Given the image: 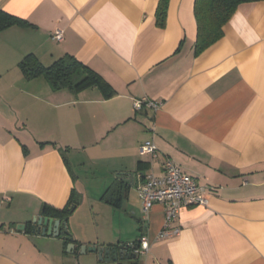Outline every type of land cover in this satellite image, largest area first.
Instances as JSON below:
<instances>
[{"label": "crops", "instance_id": "0c3cea01", "mask_svg": "<svg viewBox=\"0 0 264 264\" xmlns=\"http://www.w3.org/2000/svg\"><path fill=\"white\" fill-rule=\"evenodd\" d=\"M157 2L0 0L2 12L27 22L0 30V264H72L74 240L78 251L142 235L149 250L138 264H264V0L238 6L222 36L197 54L194 0H168L163 27ZM55 29L59 42L50 38ZM29 53L45 66L73 55L114 93L54 91L42 75L25 78L17 64ZM144 97L159 108L135 110ZM148 138L155 156L138 152ZM73 153L82 154L77 165L105 172L111 183L98 196L99 213L136 219L133 239L81 241L70 217L66 244L63 235L30 231L44 206L63 208L72 191L83 196ZM165 158L196 180L208 203L181 208L178 235L161 238L163 208L144 213L136 185L161 175ZM115 184L121 196L105 201Z\"/></svg>", "mask_w": 264, "mask_h": 264}, {"label": "trees", "instance_id": "16d2710c", "mask_svg": "<svg viewBox=\"0 0 264 264\" xmlns=\"http://www.w3.org/2000/svg\"><path fill=\"white\" fill-rule=\"evenodd\" d=\"M261 0H194L193 13L196 23V35L194 42L195 53H199L209 45L217 41L223 34V26L235 12L238 6L244 3L256 2ZM168 0H158L155 8V22L159 27L165 24ZM27 24L24 20L7 14L0 10V30L11 25ZM18 67L25 78H32L42 75L48 82L50 88L54 91L60 89H68L70 91H78L86 87L97 86L107 95H111L112 91L109 84L95 71L87 65L79 62L73 55L64 54L55 59L52 63L45 66L42 65L33 53L26 54L19 62ZM122 187L115 184L107 188L102 198L112 203L111 199L115 194L121 196ZM79 195L72 191L65 206L61 209L44 206L43 216L53 217L61 221H68V218L77 208ZM31 231V223H28ZM67 232H69L67 227ZM65 232L64 243L70 240L71 233ZM67 235V236H66ZM77 252L79 242L74 240ZM137 241L130 244H123L127 254L124 258L131 259V247L136 245ZM131 245V246H130ZM137 257V256H135Z\"/></svg>", "mask_w": 264, "mask_h": 264}, {"label": "built area", "instance_id": "2783aa9c", "mask_svg": "<svg viewBox=\"0 0 264 264\" xmlns=\"http://www.w3.org/2000/svg\"><path fill=\"white\" fill-rule=\"evenodd\" d=\"M50 38L59 42L63 38L61 29H55L50 34ZM159 103L148 98L135 99L133 107L139 110L147 106L154 111L159 108ZM153 136L154 129H150ZM140 155L149 154L155 156L157 148L152 138L146 139L138 147ZM137 196L141 204V210L148 213L150 209L158 204L162 206L164 212L163 223L159 232V237L164 238L170 235H178L179 227L174 225L177 220L179 210L183 207L205 206L208 203L206 192L197 184L196 180L184 173L169 158L163 162L161 175L148 173L140 176L136 185ZM131 246V245H130ZM149 250V240L142 235L137 244L131 247V252L135 256L145 255Z\"/></svg>", "mask_w": 264, "mask_h": 264}, {"label": "rangeland", "instance_id": "374dc122", "mask_svg": "<svg viewBox=\"0 0 264 264\" xmlns=\"http://www.w3.org/2000/svg\"><path fill=\"white\" fill-rule=\"evenodd\" d=\"M76 156L80 157L78 153H73L71 159L75 173L80 177L78 188L82 191L83 196L79 195V204L69 218L71 231L81 241H83V238L95 241L96 236L119 238L122 241L133 239L136 235V219L125 216L121 210L116 211V216L113 218L110 207H107L108 211L99 213L101 211L100 206L103 203H100L98 196L103 192L106 185L111 183L105 178V172L100 169V166H83L81 163L77 165L78 158ZM91 205H93V208ZM103 206L105 205L103 204ZM134 212L137 217H140L136 209ZM71 256L72 264H138L139 257L131 259L118 258L116 261L100 262L99 257L96 260L93 252L83 253L81 250L72 253Z\"/></svg>", "mask_w": 264, "mask_h": 264}, {"label": "water", "instance_id": "95a60500", "mask_svg": "<svg viewBox=\"0 0 264 264\" xmlns=\"http://www.w3.org/2000/svg\"><path fill=\"white\" fill-rule=\"evenodd\" d=\"M24 224H20L17 228L23 229ZM31 230L36 234H41L43 236H62L65 237L64 233L67 232L66 221H61L60 219H54L48 216H34L31 221ZM69 233V232H67ZM67 236V235H66ZM71 239V237H70ZM68 247H73V243L67 245ZM119 247V249L117 248ZM82 252L88 251L97 254L99 260L106 261H116L118 258H123L127 254L125 247L122 245L115 244L111 246H80ZM132 258H135V254L132 253Z\"/></svg>", "mask_w": 264, "mask_h": 264}]
</instances>
